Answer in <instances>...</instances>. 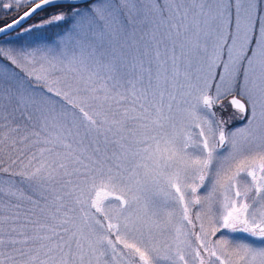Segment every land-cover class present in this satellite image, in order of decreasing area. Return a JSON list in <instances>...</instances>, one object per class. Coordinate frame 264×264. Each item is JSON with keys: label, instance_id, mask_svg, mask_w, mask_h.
Masks as SVG:
<instances>
[{"label": "snow or ice", "instance_id": "6c2138e0", "mask_svg": "<svg viewBox=\"0 0 264 264\" xmlns=\"http://www.w3.org/2000/svg\"><path fill=\"white\" fill-rule=\"evenodd\" d=\"M0 264H264V0H0Z\"/></svg>", "mask_w": 264, "mask_h": 264}, {"label": "rangeland", "instance_id": "374dc122", "mask_svg": "<svg viewBox=\"0 0 264 264\" xmlns=\"http://www.w3.org/2000/svg\"><path fill=\"white\" fill-rule=\"evenodd\" d=\"M232 115L231 112H229L226 116H225V119H229V117ZM239 235L243 236L244 234L243 233H240Z\"/></svg>", "mask_w": 264, "mask_h": 264}, {"label": "flooded vegetation", "instance_id": "af4514ba", "mask_svg": "<svg viewBox=\"0 0 264 264\" xmlns=\"http://www.w3.org/2000/svg\"><path fill=\"white\" fill-rule=\"evenodd\" d=\"M13 15H15V14H13Z\"/></svg>", "mask_w": 264, "mask_h": 264}, {"label": "water", "instance_id": "95a60500", "mask_svg": "<svg viewBox=\"0 0 264 264\" xmlns=\"http://www.w3.org/2000/svg\"><path fill=\"white\" fill-rule=\"evenodd\" d=\"M5 35H7V34H5Z\"/></svg>", "mask_w": 264, "mask_h": 264}]
</instances>
